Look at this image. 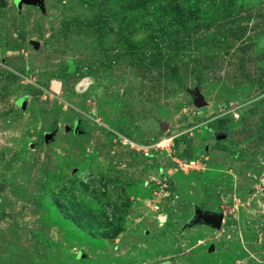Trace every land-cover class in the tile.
<instances>
[{"label": "rangeland", "instance_id": "rangeland-1", "mask_svg": "<svg viewBox=\"0 0 264 264\" xmlns=\"http://www.w3.org/2000/svg\"><path fill=\"white\" fill-rule=\"evenodd\" d=\"M0 264H264V0H0Z\"/></svg>", "mask_w": 264, "mask_h": 264}, {"label": "built area", "instance_id": "built-area-1", "mask_svg": "<svg viewBox=\"0 0 264 264\" xmlns=\"http://www.w3.org/2000/svg\"><path fill=\"white\" fill-rule=\"evenodd\" d=\"M175 137L176 136L170 139L165 138L155 143H148V144L133 143V142L126 140L125 138H122V144L148 157L150 156V154H152V153H149V151H153L155 149H160L162 151H168V145L174 140ZM204 168L205 166L201 159L172 158V169L171 170L173 171V173L187 174L193 171L203 170ZM153 208L155 209V211H157V213H159L161 210V207H159L157 202L153 204Z\"/></svg>", "mask_w": 264, "mask_h": 264}, {"label": "water", "instance_id": "water-1", "mask_svg": "<svg viewBox=\"0 0 264 264\" xmlns=\"http://www.w3.org/2000/svg\"><path fill=\"white\" fill-rule=\"evenodd\" d=\"M23 2H27L29 0H22ZM198 213V217L196 218V221H205L209 224H211L212 226L216 227V228H219L221 226V223H222V216H208V215H203L201 213V211H197Z\"/></svg>", "mask_w": 264, "mask_h": 264}, {"label": "trees", "instance_id": "trees-1", "mask_svg": "<svg viewBox=\"0 0 264 264\" xmlns=\"http://www.w3.org/2000/svg\"><path fill=\"white\" fill-rule=\"evenodd\" d=\"M179 174H183V173H179Z\"/></svg>", "mask_w": 264, "mask_h": 264}, {"label": "clouds", "instance_id": "clouds-1", "mask_svg": "<svg viewBox=\"0 0 264 264\" xmlns=\"http://www.w3.org/2000/svg\"><path fill=\"white\" fill-rule=\"evenodd\" d=\"M179 174V173H178ZM158 214V213H157ZM160 217V216H159Z\"/></svg>", "mask_w": 264, "mask_h": 264}]
</instances>
